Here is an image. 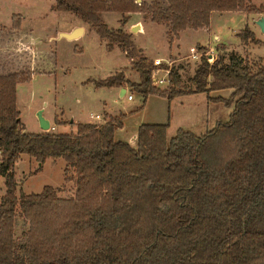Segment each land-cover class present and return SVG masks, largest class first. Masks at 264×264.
Returning a JSON list of instances; mask_svg holds the SVG:
<instances>
[{"label": "trees", "instance_id": "1", "mask_svg": "<svg viewBox=\"0 0 264 264\" xmlns=\"http://www.w3.org/2000/svg\"><path fill=\"white\" fill-rule=\"evenodd\" d=\"M54 10L69 11L94 28L106 47L119 46L139 74L137 83L115 73L96 85L126 82L143 95L168 100L194 93L231 106L227 121L203 134L167 123L141 124L134 148L115 140L125 114L101 123H78L75 132L30 133L21 126L16 86L20 73L0 75V264H264V62L253 65L230 53L200 62L181 85L169 68L165 89L154 85L153 65L123 29L128 13L140 12L177 37L187 29L209 26L213 12L264 14L250 0H55ZM121 14L110 28L102 14ZM264 16V15H263ZM243 42L257 43L244 27ZM232 89L227 98L211 91ZM26 154L39 163L63 158L64 177L74 195L60 187L16 194L14 165ZM27 223L20 240L15 220Z\"/></svg>", "mask_w": 264, "mask_h": 264}, {"label": "rangeland", "instance_id": "2", "mask_svg": "<svg viewBox=\"0 0 264 264\" xmlns=\"http://www.w3.org/2000/svg\"><path fill=\"white\" fill-rule=\"evenodd\" d=\"M54 1L0 0V75L17 72L26 78L16 86V106L24 131H44L39 127L37 118L40 107L47 114L56 112L50 131L46 130L54 133L75 132L76 129L71 131L70 125L74 121L78 124L77 120L101 122L103 119L107 121L108 116L125 114L123 126L115 131V140H124L130 145L131 142L137 144V135L134 136L136 139L131 138L139 125L144 123H167L166 135L171 138L177 129L199 135L211 129L217 121L228 120V111L232 107L222 102H210L204 93L181 95L170 100L158 94H149L144 100L142 94L123 82L121 85L126 84L127 95L133 98L128 100L127 95L119 96L118 85L97 86V82L115 73H122L124 79L130 82L138 81L139 74L131 66L127 68L130 59L119 46L114 44L108 49L107 41L101 39L94 28L69 11L54 10ZM250 1L256 7L264 5V0ZM135 2L138 4L140 0ZM216 13L218 15L214 14L212 25L215 29L220 26L219 31L212 33L211 23L200 29L187 28L185 30L189 32L183 34L179 41L181 47L173 43L178 36H166L165 25L151 21L143 13H128L126 24L130 20L138 25L132 32L135 36L131 40L140 54L147 56L153 65L155 59H162L163 63L157 66L176 70L181 85L193 88L188 79L200 62L199 46L204 49L201 51L206 58L209 57V63L220 55L227 61L232 52L253 65L264 62V33L256 22L264 14L240 10ZM120 18L121 14L115 12L102 14L103 21L113 29L120 27ZM126 24L123 29L129 32ZM84 25L87 28L82 36L80 33L73 40L57 39L60 31L69 32ZM244 27L253 30L257 43L240 39ZM217 33L220 37H213ZM193 52L198 58L191 56ZM125 69H131V72L125 74ZM161 69L152 71L153 79L164 75ZM153 82L160 89L169 84ZM211 96L227 97V91L217 90ZM105 112L111 114L103 116L101 121L91 117V114L102 116ZM64 167L63 158H48L39 169V163L34 158L21 155L14 165L16 194L37 193L44 185H50L62 189L59 193L61 197H72L74 187L71 181L65 179ZM4 192V178L0 176V198ZM26 227V221L17 215V240L21 239Z\"/></svg>", "mask_w": 264, "mask_h": 264}, {"label": "crops", "instance_id": "3", "mask_svg": "<svg viewBox=\"0 0 264 264\" xmlns=\"http://www.w3.org/2000/svg\"><path fill=\"white\" fill-rule=\"evenodd\" d=\"M214 14H217L216 12H213L212 13V15H211V21H210V30L212 31V33H214V31H219L220 30V26H218L216 29H215V27H213V25H212V23H213V17H214ZM223 14V13H222ZM218 15V14H217ZM220 15V14H219ZM264 17V16H263ZM87 24V23H86ZM135 23L134 22H130V20H129V22H128V24H126V29H130V33H131V38L133 39L134 38V36H135V34L134 33H132L133 31H131V29H132V27L133 26H135L134 25ZM87 26H89L88 24H87ZM166 27V26H165ZM220 27V28H219ZM75 28V27H74ZM74 28H72V29H74ZM83 31H82V33H81V36L84 34V31H85V29L87 28L86 27V25H84L83 27ZM71 29V30H72ZM142 30V26H141V29H140V31ZM165 30H166V28H165ZM252 30V29H251ZM139 31V32H140ZM253 31V30H252ZM138 32V33H139ZM189 31H187V30H184V31H182V32H180L179 33V35H178V37L176 38V39H174L175 41L173 42V43H175L176 45H177V47L179 46V47H181L180 46V40H181V37H182V35L183 34H187ZM218 34V33H217ZM215 34L213 37H220V35L218 34ZM165 35L166 36H168V34H167V30H166V32H165ZM194 53V52H193ZM192 53V54H193ZM192 54H191V56H192ZM145 56V55H144ZM147 57V56H146ZM193 57V56H192ZM193 58H197V57H193ZM131 62H132V60L130 59V64H129V66L127 67V68H130V66H131ZM124 72H125V74H128V73H130L131 72V69H125V70H123ZM134 71V70H133ZM128 78V77H127ZM154 80V79H153ZM139 81V80H138ZM138 81H135V82H138ZM125 86H123V85H118L117 86V91L119 92V96H121V97H125V95H127V87H126V84H124ZM128 86V85H127ZM124 89V90H123ZM225 91H227V97H229V95L232 93V89H225ZM212 92H215V91H211L210 93H209V96L210 97H212L211 96V93ZM194 94H196V93H194ZM205 94V93H204ZM189 95V94H188ZM127 97V96H126ZM217 97V96H216ZM222 97V96H221ZM227 97H223V98H227ZM133 99V98H132ZM131 99V100H132ZM206 99L208 100V101H210V102H215V101H213V100H211V99H209L208 98V96L206 95ZM221 103V102H220ZM226 106V105H225ZM229 107V106H228ZM39 109H41L42 110V115L49 121V123H50V127H52L51 126V120L54 118V116H55V114L54 113H56V112H54V113H52L51 114V112H50V114H47L46 112H45V110L43 109V108H39ZM231 111H232V108H230V111H228V116L230 115V113H231ZM61 114H62V112H61ZM107 114H111V113H109V112H105L102 116L101 115H99V114H94V115H92L91 114V117H94L95 119H100V121H101V119H103V116H106ZM116 114V113H115ZM96 115H98L99 117L98 118H96ZM112 115H114V114H112ZM117 115V114H116ZM106 121V119H103V121H101V122H93V121H89V122H82V121H79V120H77L76 122L77 123H95V124H101V123H103V122H105ZM71 122H72V120H71ZM75 122V121H74ZM71 123V131L73 130V129H76V123ZM62 125H64V124H62ZM62 125H60L61 127H64V126H62ZM50 131V130H49ZM136 135V132L133 134V137L131 138V139H133L134 138V136ZM115 136V135H114ZM124 141V140H123Z\"/></svg>", "mask_w": 264, "mask_h": 264}, {"label": "water", "instance_id": "4", "mask_svg": "<svg viewBox=\"0 0 264 264\" xmlns=\"http://www.w3.org/2000/svg\"><path fill=\"white\" fill-rule=\"evenodd\" d=\"M257 25L259 26L260 30L262 33H264V17L261 16L259 17V19H257ZM138 25H135L132 27L131 31H135L137 29ZM83 28L82 27H75L74 29H72L69 32H65V31H60L57 34V39H61V38H65L68 40H73L78 38V36L80 35V33H82ZM124 90V89H123ZM37 118H38V122H39V127L46 131L49 130L50 128V123L49 121L42 115V110H38L37 112ZM134 139H136V137H134ZM131 145L135 148L136 147V142H131Z\"/></svg>", "mask_w": 264, "mask_h": 264}, {"label": "built area", "instance_id": "5", "mask_svg": "<svg viewBox=\"0 0 264 264\" xmlns=\"http://www.w3.org/2000/svg\"><path fill=\"white\" fill-rule=\"evenodd\" d=\"M192 56L198 58V55L196 53H193ZM209 56L212 58L211 54H209ZM207 59L209 60V57H207ZM154 63H155V65H161L163 62H162V59H155ZM169 68L170 67L167 66V69H161V71L163 72L164 75L159 77V78H154L155 83L162 84V83H168L169 82ZM127 99L131 100L132 95L128 94ZM98 117L99 116L96 115V118H98Z\"/></svg>", "mask_w": 264, "mask_h": 264}]
</instances>
